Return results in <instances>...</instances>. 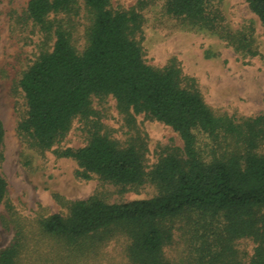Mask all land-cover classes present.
Listing matches in <instances>:
<instances>
[{"label": "trees", "instance_id": "obj_1", "mask_svg": "<svg viewBox=\"0 0 264 264\" xmlns=\"http://www.w3.org/2000/svg\"><path fill=\"white\" fill-rule=\"evenodd\" d=\"M83 1L92 23L82 50L74 44L71 27L56 17L77 12L79 0L28 1L27 19L53 37L54 43L19 81L26 104L19 133L41 150H49L65 137L74 118L94 113L93 95H112L122 113H144L171 126L183 147H173L149 171L141 147H122L98 132L82 147L57 151L78 163V174L84 179L97 176L122 187L151 182L158 194L114 203L94 194L68 201L66 214L37 218L40 237L55 243L53 259L91 258L103 243L122 234L131 264H175L164 252L172 237L171 223L182 217L220 216L227 223L212 246L206 243V251L201 248L198 263L236 264L233 242L253 236L258 246L251 264H264V113L242 118L215 114L193 84L182 85L176 63L158 69L145 62L134 38L141 22L139 13L112 10L111 0ZM219 1L167 0L166 12L187 27L218 35L241 53L256 54L253 32L230 30L215 7ZM246 1L264 25V0ZM198 133L210 138L203 149ZM4 136L0 121V162ZM2 203L10 211L15 234L0 250V264H20L24 255L42 253L40 241H29L28 228L16 216L7 180L0 172Z\"/></svg>", "mask_w": 264, "mask_h": 264}, {"label": "rangeland", "instance_id": "obj_2", "mask_svg": "<svg viewBox=\"0 0 264 264\" xmlns=\"http://www.w3.org/2000/svg\"><path fill=\"white\" fill-rule=\"evenodd\" d=\"M28 1L0 0V121L5 129L0 172L7 180L8 198L16 216L28 228L29 241L38 240L42 246V253L24 255L20 264H131L122 234L103 243L91 258L53 259L55 243L40 237L36 219L53 213L66 214L68 201L94 194L109 203L126 202L153 197L158 194V187L151 182L122 187L97 176L84 179L78 174V163L59 156L57 151L82 147L98 132L122 147H141L149 171L173 147L182 148L183 141L171 126L144 113H122L112 95H93L94 113L89 118H74L65 137L49 150H41L28 136L21 135L18 125L26 104L19 81L43 51L52 50L54 43L53 37L27 19ZM166 2L111 0L110 8L139 13L141 22L134 38L142 47L145 62L158 69L176 63L181 69L182 85L193 84L215 114L242 118L264 113V25L247 1L221 0L215 7L222 12L230 30L253 32L256 54L241 53L214 33L185 26L166 12ZM56 17L71 27L74 44L82 50L92 23V14L84 1L79 0L77 12ZM198 135L199 147H207L210 138L204 133ZM10 219L9 209L0 204V250L14 238V223ZM226 223L220 216L174 220L172 237L164 247L166 258L175 264H199L201 248L206 251V243H213ZM257 246L253 236L237 238L233 242L237 263L251 264Z\"/></svg>", "mask_w": 264, "mask_h": 264}]
</instances>
